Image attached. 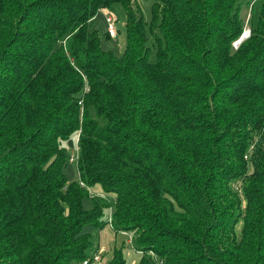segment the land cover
Returning <instances> with one entry per match:
<instances>
[{"label": "trees", "instance_id": "16d2710c", "mask_svg": "<svg viewBox=\"0 0 264 264\" xmlns=\"http://www.w3.org/2000/svg\"><path fill=\"white\" fill-rule=\"evenodd\" d=\"M107 224L136 264H264V0H0V264H83Z\"/></svg>", "mask_w": 264, "mask_h": 264}, {"label": "rangeland", "instance_id": "374dc122", "mask_svg": "<svg viewBox=\"0 0 264 264\" xmlns=\"http://www.w3.org/2000/svg\"><path fill=\"white\" fill-rule=\"evenodd\" d=\"M250 1V0H249ZM253 1V0H251ZM140 7L142 9L143 16L147 22L151 20V6L154 0H138ZM243 15L247 19L249 12L244 5L242 7ZM116 17V27H117V37L113 40L106 38V27L104 22V13L99 11L98 14L93 18L91 22V28L96 29L101 39V47L104 50L112 51L116 56H120L122 54L124 45H125V15L123 10L119 6H115L114 10L111 11ZM75 149H69L68 155L70 156L71 153ZM68 156V158H69ZM252 170V165L249 164V171ZM65 174L69 182H79L80 177L78 174V168L76 162H67V166L65 168ZM90 192H95L97 194H102L100 189L97 188L93 191L89 190ZM112 201V208L115 207L114 197L109 196ZM83 206L85 209L92 208V195L90 197L85 198L83 200ZM109 217V208L104 209V216L103 218L106 219ZM84 232H88L91 235V246L87 250V259H90L94 253H96L97 249H104V252L101 253V259L99 261H93L91 264H107L108 260L111 257L112 249L114 246L120 247L123 245L125 241V246L123 248V255L128 261V264H136L139 260V255L129 244V237L127 234L124 233H117L114 234L111 230L110 226L107 224L104 227L96 228L94 226H86L84 227ZM131 242L132 241L131 238Z\"/></svg>", "mask_w": 264, "mask_h": 264}, {"label": "built area", "instance_id": "2783aa9c", "mask_svg": "<svg viewBox=\"0 0 264 264\" xmlns=\"http://www.w3.org/2000/svg\"><path fill=\"white\" fill-rule=\"evenodd\" d=\"M100 11H102L104 13V22H105V27H106V32L109 36L110 39H115L117 37V27H116V17L115 15L107 10V9H101ZM243 34L245 35L244 37ZM241 38L233 43V47L237 48L238 44L246 37H248L249 35V29L246 27L245 31L243 32ZM78 139L79 137L76 136L75 138V147H74V151L71 153V155L68 158V162L72 163V162H77L78 160V155H79V151H78ZM80 185L84 186V183L82 181H80ZM104 249H100L98 252H96L90 259H86L83 261V264H86L89 261H98L99 260V254L103 251Z\"/></svg>", "mask_w": 264, "mask_h": 264}, {"label": "water", "instance_id": "95a60500", "mask_svg": "<svg viewBox=\"0 0 264 264\" xmlns=\"http://www.w3.org/2000/svg\"><path fill=\"white\" fill-rule=\"evenodd\" d=\"M245 35L243 34V36L242 37H244Z\"/></svg>", "mask_w": 264, "mask_h": 264}, {"label": "crops", "instance_id": "0c3cea01", "mask_svg": "<svg viewBox=\"0 0 264 264\" xmlns=\"http://www.w3.org/2000/svg\"><path fill=\"white\" fill-rule=\"evenodd\" d=\"M249 16V15H248ZM111 40H113V39H111Z\"/></svg>", "mask_w": 264, "mask_h": 264}]
</instances>
